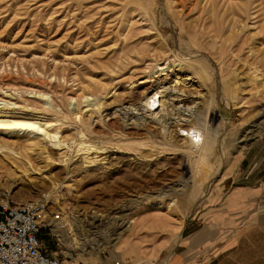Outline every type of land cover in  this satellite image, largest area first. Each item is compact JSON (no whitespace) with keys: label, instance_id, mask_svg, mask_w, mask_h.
<instances>
[{"label":"rangeland","instance_id":"1","mask_svg":"<svg viewBox=\"0 0 264 264\" xmlns=\"http://www.w3.org/2000/svg\"><path fill=\"white\" fill-rule=\"evenodd\" d=\"M0 108L57 120L66 146L0 136V201L64 209L68 236L41 237L67 264H264V0H0Z\"/></svg>","mask_w":264,"mask_h":264},{"label":"built area","instance_id":"2","mask_svg":"<svg viewBox=\"0 0 264 264\" xmlns=\"http://www.w3.org/2000/svg\"><path fill=\"white\" fill-rule=\"evenodd\" d=\"M66 211L49 213L46 203L0 201V264H67L41 237L43 226L57 244L69 231Z\"/></svg>","mask_w":264,"mask_h":264},{"label":"bare ground","instance_id":"3","mask_svg":"<svg viewBox=\"0 0 264 264\" xmlns=\"http://www.w3.org/2000/svg\"><path fill=\"white\" fill-rule=\"evenodd\" d=\"M179 63H180V61H179ZM188 69H190L191 72L186 74L188 76L186 77V79H183V82L188 84L191 82L190 79L193 80L194 78H198V75H199V80L196 81L195 84L203 87V84L200 81V74H201L200 71L202 70V68L200 67V70H199L198 67H195V65L193 64V65H190V68H188ZM189 74H193V75L189 76ZM176 78H178V76ZM148 80H150V79H148ZM175 80H177V82H178V79H175ZM32 90L35 91L34 89H32ZM159 94H160V91L157 90L153 95L143 97V100L141 101L142 102V104H141L142 108L146 111H150V112L153 111V109H155L158 106V95ZM88 96H89V94H87V93L83 94V97L88 98ZM205 102H206L205 111L202 109L203 111H201V113H200L203 115V117H205V119L210 117L214 121L218 117L222 116L220 109L213 105V102H214L213 98H210V97L206 98L203 100V103H201V104H204ZM200 114H198L197 117H194L193 121L191 120V123L187 127H184V126L180 127V129H183L185 131V133L187 135V139L190 141V144L192 146H194L199 151V154L197 157H196V155L195 156L193 155L194 157L197 158V160L195 162V165H196L195 169L196 170L201 169L202 164L205 162H208L210 160V156L216 150L215 149L216 148V134L209 131L207 129V127H205V125H203L202 120L200 119L201 118ZM56 125H57V120L49 118L48 116H44V115L34 113V112L28 113V112L23 111V110L18 111V110H14V109L0 108V136H2L4 138V140H6V139L8 140L7 137L12 136L13 134H26V135H29L31 137L38 138V140H37L38 142L40 140L45 141L46 139H48V140H59V131H58V127H56ZM176 132L179 133L177 131V127H176ZM246 137L248 138L247 135L245 136V138ZM4 140H2V142ZM59 141H61L62 145L66 146V143L64 141H62V140H59ZM27 144H29V143H27ZM78 145H79V149L77 151L83 150L84 152H86L88 154V156L94 150L105 149V146H100V145L94 146L93 144L92 145L86 144L84 141H81ZM28 146L29 145H27V147ZM171 146H173V145H171ZM23 147H26V146L23 145ZM0 148H3V145H0ZM29 148H31V147H29ZM185 152H187V151H185ZM92 153H94V152H92ZM91 158L93 159V161H96V159H98V155H95L94 157L91 156ZM29 164H30V162H29ZM31 166L33 167L34 165H31ZM162 204H163L162 202L153 201L152 205L154 207H156V206L159 207V206H162ZM163 206H164V204H163ZM169 206H170V204H168L167 207H169ZM169 209H170V207H169ZM69 228H72L71 223L69 224ZM64 235H65V237L68 236L66 232H64Z\"/></svg>","mask_w":264,"mask_h":264},{"label":"crops","instance_id":"4","mask_svg":"<svg viewBox=\"0 0 264 264\" xmlns=\"http://www.w3.org/2000/svg\"><path fill=\"white\" fill-rule=\"evenodd\" d=\"M260 164H264V163H260ZM259 169L258 170H256L255 168L254 169H252V173H250L251 174V177L252 178H255V177H263L264 176V165H260L259 167H258ZM251 189H254V187H250Z\"/></svg>","mask_w":264,"mask_h":264},{"label":"water","instance_id":"5","mask_svg":"<svg viewBox=\"0 0 264 264\" xmlns=\"http://www.w3.org/2000/svg\"><path fill=\"white\" fill-rule=\"evenodd\" d=\"M221 112H222L223 117H225V118L230 117V111L226 107L222 106Z\"/></svg>","mask_w":264,"mask_h":264}]
</instances>
